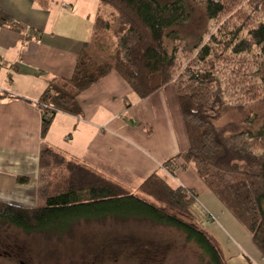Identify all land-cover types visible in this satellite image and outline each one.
Segmentation results:
<instances>
[{"label": "trees", "instance_id": "1", "mask_svg": "<svg viewBox=\"0 0 264 264\" xmlns=\"http://www.w3.org/2000/svg\"><path fill=\"white\" fill-rule=\"evenodd\" d=\"M99 3L105 9L97 11L91 37L83 42L72 74L49 80L36 101L41 135L58 111L78 114L77 95L111 71L139 99L173 83L188 147L162 166L171 176L177 159L183 160L182 169L191 167L244 226L264 257V115L247 110L250 104L264 103V0ZM193 6L202 7L213 24L184 35ZM0 26L22 28L2 10ZM105 46L113 47L107 56ZM229 112L235 118L224 119ZM38 165L60 167L66 183L42 205L0 201V217L25 231H54L61 236L80 222L148 220L182 231L210 263L228 264L218 240L197 224L211 215L192 188L155 172L137 187H126L49 148L40 151Z\"/></svg>", "mask_w": 264, "mask_h": 264}, {"label": "crops", "instance_id": "2", "mask_svg": "<svg viewBox=\"0 0 264 264\" xmlns=\"http://www.w3.org/2000/svg\"><path fill=\"white\" fill-rule=\"evenodd\" d=\"M103 9L99 0H0V10L22 24L19 30L0 26V201L38 205L35 182L44 148L134 188L151 173L169 175L164 160L188 147L173 83L139 99L114 71L77 95L78 114L58 111L41 135L36 101L49 80L72 74L93 19ZM182 162L177 159L169 175L172 183L195 190L211 217L218 215L229 226L233 235L224 242L210 230L212 223L206 227L228 264H264L244 227L191 167L181 168ZM17 176L30 180L19 183ZM47 195L40 200L45 203Z\"/></svg>", "mask_w": 264, "mask_h": 264}, {"label": "rangeland", "instance_id": "3", "mask_svg": "<svg viewBox=\"0 0 264 264\" xmlns=\"http://www.w3.org/2000/svg\"><path fill=\"white\" fill-rule=\"evenodd\" d=\"M106 8L110 10L109 7L106 6ZM212 24V20L206 19L202 7L193 6L192 21L190 25L183 28L184 35L190 30L198 33L206 27L208 29ZM112 50V46H105L103 53L107 56L113 52ZM247 110L259 112L263 116L264 103L250 104L247 106ZM235 116L234 112H229L224 116V119H232ZM131 124L139 125V122L132 120ZM149 129L150 124H146L144 130L148 131ZM38 169V179L35 182L38 183L36 189L37 203L42 205L44 202L40 200L41 197L47 193L48 195L53 194L59 188H64L66 173L58 166L43 168L38 165ZM160 174L169 181H173L168 174V176L163 172ZM262 206L264 208V199ZM211 209L213 210V207ZM232 216L235 218L234 215ZM235 220L240 223L236 218ZM211 223L213 226H210L213 228H209L217 234L220 241L224 242L225 237L231 238L232 232L228 229L229 226L222 222L220 216L215 215L202 221L197 220V224L204 228ZM245 231L249 236L250 244L255 247L251 242L250 234L246 229ZM3 238H6L10 243H17L19 246L34 248L36 251L45 253L53 248L57 252V264H83L86 255L83 253L88 247L90 248L88 256L91 258L93 256L91 254L95 250H103L104 260L101 259L100 262L103 264H112V262L114 264H212L194 242L186 239L182 231L172 226L155 224L148 220L129 219L122 221L108 218L101 222H80L69 233L58 236L55 232L52 238L37 233L27 235L18 228L0 221V239ZM72 252L78 253V255L74 257L71 255ZM40 257L42 260L47 258L49 261L48 255H40ZM113 257L116 258L115 261L112 260ZM254 264L258 263L254 262Z\"/></svg>", "mask_w": 264, "mask_h": 264}, {"label": "flooded vegetation", "instance_id": "4", "mask_svg": "<svg viewBox=\"0 0 264 264\" xmlns=\"http://www.w3.org/2000/svg\"><path fill=\"white\" fill-rule=\"evenodd\" d=\"M0 221L3 223H8L18 228L19 230H21V232L27 235L37 233V234H43L47 238L48 237L52 238V236L55 234L54 231L27 232L24 229L16 226L15 224L11 223L10 221H8L7 219L3 217H0ZM17 245H18L17 243H10L6 238L0 239V264H57L56 262L57 252L53 250V248H51L48 251V253H45L42 251H36L34 248H26V247L19 246V245L17 246ZM89 253H90V248L88 247L83 253L84 255L86 254L84 257L83 264H103V263H100L102 260H104L103 250H100V249L95 250V252L91 254L93 255L92 258L91 256H88ZM40 255H48L49 261L47 260V258H44L42 260ZM71 255L75 257L76 255H78V253L72 252ZM112 260L115 261L116 258L113 257ZM112 264L114 263L112 262Z\"/></svg>", "mask_w": 264, "mask_h": 264}]
</instances>
